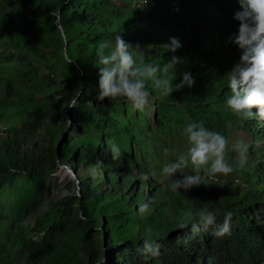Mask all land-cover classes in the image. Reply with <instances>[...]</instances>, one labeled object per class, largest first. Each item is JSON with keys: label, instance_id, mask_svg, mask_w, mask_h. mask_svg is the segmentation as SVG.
Listing matches in <instances>:
<instances>
[{"label": "trees", "instance_id": "16d2710c", "mask_svg": "<svg viewBox=\"0 0 264 264\" xmlns=\"http://www.w3.org/2000/svg\"><path fill=\"white\" fill-rule=\"evenodd\" d=\"M239 9L238 0H0V193L20 176L40 184L34 196L13 203L8 216L0 202V224L11 223L0 242V264H109L102 260L105 250L116 264H264V119L242 121L225 104L227 73L241 57L229 39L238 30L233 17ZM117 32L139 45L141 51L133 50L138 62L160 65L173 55L163 45L178 38L182 47L175 55L182 63L169 76L174 83L184 72L195 79L191 88L168 97L148 83L144 109L157 107L149 133L163 123L170 136L155 141L177 140L178 155H186L182 130L202 121L228 140L230 163L236 158L233 142L245 140L250 159L242 171L176 192L169 180L154 176L150 166L179 156L156 150L147 131H136L134 117L142 110L123 99H95L96 49L102 40L114 42ZM78 89L77 107H68ZM38 138L43 144L35 149ZM113 142L121 153L116 158L109 149ZM60 165L75 172L77 193L52 196L50 179ZM141 203H150L143 215ZM163 208L170 212L169 229L157 236L146 221ZM202 209L215 212L217 224L231 211L229 233L216 236L211 226L194 231ZM150 234L159 255L145 258L136 248Z\"/></svg>", "mask_w": 264, "mask_h": 264}, {"label": "clouds", "instance_id": "9594fccd", "mask_svg": "<svg viewBox=\"0 0 264 264\" xmlns=\"http://www.w3.org/2000/svg\"><path fill=\"white\" fill-rule=\"evenodd\" d=\"M240 9L235 12L234 20L238 21V30L229 39L241 50L240 62L228 73V88L226 107L239 119L248 120L259 116L264 119V0H238ZM165 52L172 53L170 59L163 65L154 62H138L135 51L140 50L139 45L133 47L127 43L120 32L114 34V42L102 40L98 43L96 55L98 57L99 81L97 102L110 100L119 102L121 99L130 103L134 109L143 110L150 103L148 83L159 90L162 97L172 95L174 91L185 87L191 88L195 79L190 72L182 73L179 83H174L176 78L169 74L176 71L182 63V58L175 55L182 43L176 37H171L170 42L163 45ZM141 51V50H140ZM80 90L75 91L68 107H77ZM257 109L254 113L252 110ZM188 142L186 155H181L168 162L162 173L169 180V188L176 192L185 191L200 185L207 186L208 177L227 176L234 171H242L247 165L249 145L243 139H237L232 144L236 153L233 162L226 159L228 140L219 132L211 131L201 122L186 124L181 133ZM113 158L118 157L120 148L114 142L109 145ZM169 149L165 148L167 153ZM189 164L195 169V174H185L184 169ZM179 178H174L176 173ZM203 173V174H202ZM149 179L148 174L141 177ZM150 211V203H141V215ZM222 223L217 224V214L207 209L198 213V222L192 224L194 231H199L200 226L207 230L214 228V235L224 236L230 231V222L233 217L231 211L224 214ZM181 228L187 227L183 222ZM158 236V234H156ZM160 245L153 235H147L143 243L136 248L137 254L142 257L159 255Z\"/></svg>", "mask_w": 264, "mask_h": 264}, {"label": "rangeland", "instance_id": "374dc122", "mask_svg": "<svg viewBox=\"0 0 264 264\" xmlns=\"http://www.w3.org/2000/svg\"><path fill=\"white\" fill-rule=\"evenodd\" d=\"M157 111V107H151L147 110H142L139 113L135 114L134 122H135V128L137 132H143L147 131L150 132L151 125L157 124V117L155 116V113ZM151 121L150 125L149 122ZM161 127L156 134H150L152 138V142L155 144V149L158 151H163L166 147L169 149V152H172L173 157L179 156V152L182 149V145L180 143H177V140L175 143H171L170 141H155L156 137H159L160 139H168L170 136L167 137L168 132L165 124H161ZM170 128L173 131L177 130L176 125L171 122ZM155 137V138H154ZM163 139V140H164ZM151 141V139H150ZM245 141V140H244ZM151 142V143H152ZM151 144L150 142H148ZM41 144H43V141L41 139H37L34 142V148L37 149ZM145 158L142 156L141 158L144 160L148 157V152L145 151ZM247 159H250V156L247 157ZM150 160H147L149 162ZM165 165V161L160 162V164H153L152 166H148L150 169H152L154 176H157L160 181L166 180L163 176L162 170L159 171V166ZM80 171L84 172V167H79ZM194 168L189 164V167L184 169L183 172L185 174H191L194 172ZM181 174L178 172L174 175V178H179ZM232 174H229L227 176L220 175L219 177H222L223 179L230 178ZM71 181H76L75 185L71 184ZM51 184V194L53 197H59L63 196L66 193H68L70 190L74 192H78L79 186H78V180H76V176L73 175L72 172L68 171V169L65 166L60 165L58 167V171L53 174V176L50 179ZM7 191H3L0 193V202H2L6 206V210H4V213L6 216L13 213V209L11 208V205L13 203L16 204V206H19L22 202V200H25L26 198L30 196H34L37 192H39L40 184L39 180L36 178L34 179H26L24 176L18 177L16 183L13 187L9 188ZM170 212L167 211V209L160 210L157 214L152 216L151 218L147 219V223L151 225L153 231L156 234H165L169 229L170 224ZM32 220V216H29L26 218L24 223H30ZM10 222H5L3 225L0 224V242L7 240V235L11 233L10 231ZM8 245L10 247H13L15 245V241L13 242V239L8 240ZM102 260L109 263V264H116L115 257L111 254L110 251H102ZM9 257V255H8Z\"/></svg>", "mask_w": 264, "mask_h": 264}, {"label": "water", "instance_id": "95a60500", "mask_svg": "<svg viewBox=\"0 0 264 264\" xmlns=\"http://www.w3.org/2000/svg\"><path fill=\"white\" fill-rule=\"evenodd\" d=\"M55 23H57L58 26H59L60 28L62 27V26L59 24V17L57 18V20L55 21ZM155 116L157 117V111H156V113H155ZM62 166H65V167L68 169V171L72 172L73 175L76 176L75 172H74L69 166H67V165H62Z\"/></svg>", "mask_w": 264, "mask_h": 264}]
</instances>
